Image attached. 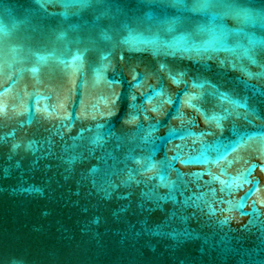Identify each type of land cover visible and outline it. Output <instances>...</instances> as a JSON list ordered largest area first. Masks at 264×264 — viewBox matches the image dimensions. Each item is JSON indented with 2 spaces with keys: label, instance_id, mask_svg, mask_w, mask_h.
I'll use <instances>...</instances> for the list:
<instances>
[{
  "label": "water",
  "instance_id": "water-1",
  "mask_svg": "<svg viewBox=\"0 0 264 264\" xmlns=\"http://www.w3.org/2000/svg\"><path fill=\"white\" fill-rule=\"evenodd\" d=\"M177 5L0 0V264H264V55L153 54Z\"/></svg>",
  "mask_w": 264,
  "mask_h": 264
},
{
  "label": "clouds",
  "instance_id": "clouds-1",
  "mask_svg": "<svg viewBox=\"0 0 264 264\" xmlns=\"http://www.w3.org/2000/svg\"><path fill=\"white\" fill-rule=\"evenodd\" d=\"M177 6L195 19L177 39L142 38L140 42L153 54L211 59L224 52L237 61L258 65V57L264 55V0H178ZM179 23V17L164 21V31L173 32ZM241 71L253 75L243 65Z\"/></svg>",
  "mask_w": 264,
  "mask_h": 264
}]
</instances>
